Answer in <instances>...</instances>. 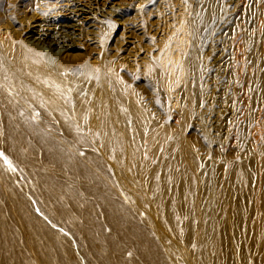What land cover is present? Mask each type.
Returning <instances> with one entry per match:
<instances>
[{
    "label": "bare ground",
    "instance_id": "obj_1",
    "mask_svg": "<svg viewBox=\"0 0 264 264\" xmlns=\"http://www.w3.org/2000/svg\"><path fill=\"white\" fill-rule=\"evenodd\" d=\"M16 1L0 0L1 18ZM23 8L0 34V147L25 168L28 196L46 221L34 217L30 199L16 190L18 175L0 165V179L11 180L6 184L19 215V223L5 216L0 195V264H80L72 239L88 264H166L126 204L152 226L171 264H256L251 243L241 240L246 226L238 227L236 195L245 169L230 163L218 174L205 167L187 140L167 141V129L156 130L131 104L129 89V99H123L121 44H112L111 55L91 59L89 49L101 36L99 21L124 25L133 39V22L121 8L97 9L99 21L83 8L57 18ZM84 34L92 46L75 52L84 46ZM57 129L67 141L54 134ZM18 130H26L42 159L58 169L43 170L36 154L25 156L20 146L30 145ZM56 224H65L70 237L53 231L50 225Z\"/></svg>",
    "mask_w": 264,
    "mask_h": 264
},
{
    "label": "rangeland",
    "instance_id": "obj_2",
    "mask_svg": "<svg viewBox=\"0 0 264 264\" xmlns=\"http://www.w3.org/2000/svg\"><path fill=\"white\" fill-rule=\"evenodd\" d=\"M112 6L120 7L125 18L133 22V39L127 38L124 25L98 20L100 13L95 11L110 12ZM8 7L7 17H0L3 35L23 7L31 14L40 13L41 18L70 16V11L83 8L90 12L86 16L99 21L98 47L89 49L91 40L84 34V46L75 52L89 49L94 60L97 53L111 55L108 49L112 44H121L123 99H129V89L131 104L151 118L156 130L165 127L167 141L175 138L179 142V136L187 140L205 167L215 168L218 174L230 163L245 169L236 195L240 204L238 227L246 226L241 240L251 243L256 264H264V0H17ZM126 41L129 43L123 46ZM17 134L30 145L29 149L20 146L25 156L36 154L43 170L56 168L42 159L39 145L26 130ZM54 134L67 141L61 130ZM147 143L142 137L143 151ZM0 161L18 175L16 190L30 199L34 217L43 222L46 215L37 209L34 197L28 196L25 168L8 159L1 147ZM108 174L107 169L110 178ZM6 182L11 180L0 179L1 200L8 212L5 216L19 223ZM115 194L126 204L117 191ZM126 206L132 209L138 226L155 240L164 262L171 264L152 226ZM50 226L70 237L65 224ZM104 233L121 247L126 245L111 229L104 227ZM192 238L195 242L194 230ZM72 242L78 262L88 264L75 249L78 243Z\"/></svg>",
    "mask_w": 264,
    "mask_h": 264
}]
</instances>
